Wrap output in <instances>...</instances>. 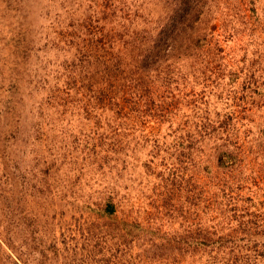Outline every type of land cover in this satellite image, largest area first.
Wrapping results in <instances>:
<instances>
[{
    "label": "rangeland",
    "instance_id": "obj_1",
    "mask_svg": "<svg viewBox=\"0 0 264 264\" xmlns=\"http://www.w3.org/2000/svg\"><path fill=\"white\" fill-rule=\"evenodd\" d=\"M0 264H264V0H0Z\"/></svg>",
    "mask_w": 264,
    "mask_h": 264
},
{
    "label": "trees",
    "instance_id": "obj_2",
    "mask_svg": "<svg viewBox=\"0 0 264 264\" xmlns=\"http://www.w3.org/2000/svg\"><path fill=\"white\" fill-rule=\"evenodd\" d=\"M187 9V5L185 4V7H184V10H186ZM183 15V13L182 12H180V11H178L177 12V15L175 16L176 17V19H179V17H181ZM177 21V20H176ZM175 21H174V23L173 24H171L165 31L166 32H168L169 30H171L173 27H174V25H175Z\"/></svg>",
    "mask_w": 264,
    "mask_h": 264
}]
</instances>
